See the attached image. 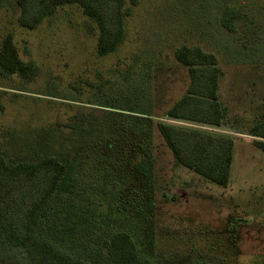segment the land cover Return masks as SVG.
I'll return each instance as SVG.
<instances>
[{"label": "rangeland", "instance_id": "rangeland-1", "mask_svg": "<svg viewBox=\"0 0 264 264\" xmlns=\"http://www.w3.org/2000/svg\"><path fill=\"white\" fill-rule=\"evenodd\" d=\"M129 6L125 40L100 55L98 24L78 4L60 6L30 29L18 21L16 0H0V47L13 33L21 57L37 67L31 80L0 72V146L19 152L39 140L42 129L68 127L85 115L97 124L76 142L81 181L107 187L113 214L112 222L105 214L97 219L98 240L122 228L145 255L264 264V150L252 135L264 121V0H138ZM229 7L239 11L232 31L222 23ZM185 44L215 53L224 73L219 94L227 122L211 130L235 142L226 186L178 165L158 129L160 122L194 126L166 116L189 86V68L175 57ZM142 112L151 123L126 120ZM103 116L121 125L109 127ZM144 153L154 164L151 183L134 172ZM23 256L0 240V260Z\"/></svg>", "mask_w": 264, "mask_h": 264}, {"label": "trees", "instance_id": "trees-1", "mask_svg": "<svg viewBox=\"0 0 264 264\" xmlns=\"http://www.w3.org/2000/svg\"><path fill=\"white\" fill-rule=\"evenodd\" d=\"M16 2L20 25L30 29L57 12L60 6L78 4L98 24L100 55L114 52L125 40L126 16L131 14L129 4H138V0ZM238 17L239 11L229 7L222 23L229 30H235ZM175 57L189 68L190 82L166 116L194 126L160 122L158 129L178 165L226 186L231 176L235 142L230 134L211 130L225 126L228 115L219 94L224 74L219 59L200 46L186 44L176 49ZM36 71L33 61L21 57L13 33H7L0 47V72L31 80ZM143 114H131L126 120L151 123L152 119ZM103 117L107 118L109 127L114 122L120 124L118 118ZM88 123L91 127H87ZM96 124L85 115H77L67 123L68 127L57 123L42 129L39 140L28 142L19 152L0 146V240L26 253L24 258L0 260V264H219L208 261L202 254L148 252L145 255L134 234L127 229H114L109 236L97 239V219L101 220L105 214V219L112 222L113 214L106 198L107 187L97 190L82 183V159L78 157L76 143L90 135ZM64 130L75 134V139ZM252 135L260 138L255 144L264 150V121L253 126ZM134 172L151 183L152 157L141 154L134 163Z\"/></svg>", "mask_w": 264, "mask_h": 264}]
</instances>
